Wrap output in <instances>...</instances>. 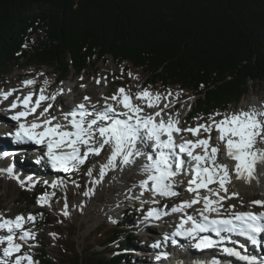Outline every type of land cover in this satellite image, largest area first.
I'll return each mask as SVG.
<instances>
[{
    "label": "snow or ice",
    "instance_id": "snow-or-ice-1",
    "mask_svg": "<svg viewBox=\"0 0 264 264\" xmlns=\"http://www.w3.org/2000/svg\"><path fill=\"white\" fill-rule=\"evenodd\" d=\"M99 82L97 80V83ZM22 83L24 87H28L34 85L36 81L29 79ZM44 83L47 85L48 81L45 80ZM16 91L17 89L0 91V96L6 100ZM63 92L64 89L61 88L56 93L46 94V88L41 87L38 95L30 91L22 99L16 96L9 105V110L21 108L10 117L11 120L18 122V126L14 132L7 134L13 142L44 145L45 156L51 168L64 173L79 171L82 166L91 162L92 157H98L102 152H106L107 156L104 162L99 164L98 171L96 164L87 167L86 175L92 178L93 185L100 184L109 171L123 169L143 159L140 171L144 178L139 181L141 195L147 191L153 197L179 196L176 189L183 183L179 177L191 173L192 178L187 181V191L194 194L193 198L182 201L172 207L171 211L183 213L185 209L202 202L203 207L198 210L200 219L197 220L195 216L185 213L176 231L167 238L177 243L174 239L176 236L191 237L195 241L193 247L197 250L221 246L226 241L231 242L233 234L246 238L254 245L260 243V237L264 235V211H234L222 215L220 209L224 200L239 195L236 191L228 195V186L233 179L251 183L264 176V104L259 107L249 106L247 110L241 109L231 113L216 112L210 114L205 123H198L196 127L181 128L180 113L177 112L173 117L165 111L170 106L168 103L161 106L167 97L159 92L153 93L147 88L133 94L121 87L111 97H104L105 103L99 108H97L99 101L92 103L91 98L85 96V102L76 105L71 111L53 114L50 112L53 109V102ZM167 95L172 96L173 93L169 91ZM179 95L180 93H176L177 97ZM109 100L112 102L109 103ZM45 102L47 106L42 107ZM41 107L42 110L38 112ZM145 107L157 110L146 112ZM30 116L33 119L29 122ZM217 116L222 118L217 120ZM213 129L219 133L216 137L218 143L215 145L210 143ZM185 131L192 133L197 139L177 142L176 134ZM201 133L208 135L201 138ZM198 148L201 149L200 152L196 151ZM7 155L9 153L0 152V156ZM218 156H224L233 163L230 165L222 162L218 160ZM0 171L14 175L13 167ZM94 171H97L96 176H93ZM212 184L216 185L215 189L209 187ZM51 187H57V182H52ZM201 189L206 190L208 194L202 196ZM93 193L94 188H89L84 195L89 196ZM50 195L54 196L55 193H44L37 202L41 205L48 204ZM152 203L159 205L160 200L154 199ZM250 203L264 208V200L256 199ZM67 207L65 203L63 210L65 216L69 215ZM212 213L216 216L213 217ZM162 215H167V212H162L160 208H151L146 219L158 220ZM35 220L36 216L31 213L27 217L17 215L14 219L4 218L0 214V229H5L8 233L0 237V243L6 244L0 250L2 251L0 264H38L32 255L19 254L23 245L16 242L17 237L25 242L35 239L36 234L24 228L25 223H34ZM189 222L191 227H185ZM201 233H214L218 239L200 235ZM51 235L55 237L56 234ZM153 247H159V242ZM222 251L248 264H255L256 257L242 255L234 247L223 246ZM167 255L166 252L160 253L156 260L167 258ZM5 258L12 259L9 261ZM192 264L222 262L212 258L210 261H193Z\"/></svg>",
    "mask_w": 264,
    "mask_h": 264
},
{
    "label": "trees",
    "instance_id": "trees-1",
    "mask_svg": "<svg viewBox=\"0 0 264 264\" xmlns=\"http://www.w3.org/2000/svg\"><path fill=\"white\" fill-rule=\"evenodd\" d=\"M109 58L140 68L146 84L190 90L192 116L226 110L264 86V0H0V76L46 66L65 80ZM111 229L101 245L124 234ZM38 251V264L123 259L88 250L57 262Z\"/></svg>",
    "mask_w": 264,
    "mask_h": 264
},
{
    "label": "rangeland",
    "instance_id": "rangeland-1",
    "mask_svg": "<svg viewBox=\"0 0 264 264\" xmlns=\"http://www.w3.org/2000/svg\"><path fill=\"white\" fill-rule=\"evenodd\" d=\"M97 68V72L94 73L92 70L79 74L71 71L65 81L58 83V75L52 68L46 66L40 68L34 66L16 67L5 76H0V91L17 89V91L13 93L11 99L5 101L2 107L0 106V116L3 114L2 108L5 107V109H7L8 105L12 103L16 96H20L22 99L23 96L30 91L38 95L41 87L46 88V94L56 93L61 88L64 89L63 94L56 98L55 102H53L55 105L53 109L50 110V112L56 115H58L59 107H67L66 105L71 104V100L69 99L71 93H68V87L74 90L79 100H82V102H85L84 97L87 96L93 98L92 101L95 103L97 101H99V103L103 102L104 97H106L105 94L107 97H111L113 94L117 93V90L121 87H123L126 92L130 91L133 94L147 88L153 93L159 92L167 97L162 101L161 106L165 103L169 105L175 102L178 103L179 106L176 105L177 111L175 114H172L174 117L177 112L185 115L189 108L195 103V97L190 90L181 89L177 85L163 87L160 84H146L147 77L145 73L140 68L133 67L128 63L124 62L117 65L109 58L106 62H99ZM129 73H131V75H129ZM29 79H33L36 83L39 82V84L41 83L42 85L35 86L34 84V87L33 85L28 86L30 88L24 87L22 82ZM45 80L49 82L50 87L45 86ZM97 80L100 82L97 83ZM169 91L173 93L172 96L167 95ZM176 93H180L179 97L176 96ZM1 98L3 97L0 96V99ZM137 102L142 103L141 101ZM262 104H264V86L262 84H253L251 85L249 93L245 94L238 104L227 110L214 111V113H231L239 111L242 108L248 109L251 105L259 107V105L261 106ZM145 110L146 112H153L157 109L145 107ZM191 112L193 111L191 110ZM208 117L209 116H204L203 119L195 118L190 121V124L187 122L186 124L183 123L185 124L183 128L196 127L198 123L207 122ZM221 118V116L216 117L217 120ZM0 119H2V116ZM199 120H203V122H199ZM2 125L4 124L0 122V137H4L9 142V137L1 130ZM187 133L190 132H183L184 135ZM205 134L207 135V133ZM106 156L107 153L102 152L100 156L92 157L91 162L86 166H82L77 174L63 176V183H58L55 188L51 187V185L49 186V183H46L44 193L51 194L54 192L55 195H50L49 203L42 206L37 201L44 193L37 192L36 196L33 197H31L30 193V197L21 198L20 191L26 189H21L20 186L13 182L8 172L0 171V214L4 217L14 216L16 214H22L27 217L29 213L36 216V224L33 222L26 223V229L36 234L35 239L27 240L30 249L22 248L20 254L28 253L32 255L34 261L38 262V249H41L47 253L49 258L58 262L65 254L69 256H73L74 254H85L88 250L103 253L111 252L118 246L119 240L123 241L126 239L127 234L124 233L121 234V236L119 235L120 238L118 240L107 246H103L101 243L106 239V232L118 225L120 230H132V233L134 231L135 235L138 236L136 239H130V245L117 253L118 256L124 257L125 255L127 258V261L122 259L120 264H127L126 262H128V264L141 263L139 260L141 256H137L136 252H133V250H135L133 248L135 245H141V240L146 238L144 235L149 232V228H147V230L141 229L139 225L135 223L137 220L135 219V215L139 210L137 207L132 208L134 205L143 203L135 199L136 197H139V199H143L144 197V195L138 192L140 190L138 180L140 174L137 172V169L139 168L135 166L134 169H128L122 174L120 177L123 180L122 187L116 185L114 182L108 181L107 175L100 184L93 185L92 178L86 175L87 167L96 164L98 171L99 164L104 162ZM27 161L33 163L29 158H27ZM15 165L19 168V171L14 173L21 176L25 164L22 162L18 164V159L16 158ZM6 168H8V164L3 163V160L0 158V169ZM37 169L38 168H35V171ZM97 171L93 172V176L97 175ZM23 174L25 175V173ZM25 183L28 185L34 184L32 180L24 181V185L26 186ZM181 186H184V184H179L177 188H181ZM244 187L240 195L233 199L232 203L234 205L241 207L246 205V207H249L247 204L249 205L250 201L255 198H264V193L255 187H251L249 184ZM89 188H94V193L85 196L84 192L88 191ZM179 193L182 192L180 191ZM148 194L149 195L145 196L144 202L152 204L151 200L153 197L150 192ZM181 196L180 194L179 197L181 198ZM179 197L177 196V198ZM116 199L117 201H115ZM163 199L166 201V199L169 198H162L161 200ZM172 202L174 203V201H169L168 205H171ZM65 203L68 205V216L63 215ZM126 205L132 210L128 214L123 213L121 210ZM226 206L229 208L228 204ZM168 208H170V206H168ZM117 220L119 221L117 222ZM51 233H55V237L52 236ZM150 233L151 235H156L154 232ZM140 248H142V246H140ZM2 249L3 248H0V250ZM134 256L137 257L138 262H136L137 260L135 258V261L133 260ZM0 257H2V251H0ZM5 259L11 261L12 258Z\"/></svg>",
    "mask_w": 264,
    "mask_h": 264
},
{
    "label": "bare ground",
    "instance_id": "bare-ground-1",
    "mask_svg": "<svg viewBox=\"0 0 264 264\" xmlns=\"http://www.w3.org/2000/svg\"><path fill=\"white\" fill-rule=\"evenodd\" d=\"M40 78V77H39ZM38 81V80H37ZM39 85H42L41 83L39 84V82H37V83H35V86H39ZM46 87H50V85H49V82H48V84L47 85H45ZM33 87H34V85H33ZM23 88V87H22ZM28 88H30V87H28ZM36 88V87H35ZM24 89V88H23ZM23 89H21V90H23ZM37 94V93H36ZM59 96V95H58ZM57 96V97H58ZM33 99H35V97H33ZM45 103H47V102H45ZM251 106H253V105H251ZM260 106V105H259ZM243 109V108H242ZM243 110H247V109H243ZM166 112H167V110H165ZM168 114H170V115H172V113H169V112H167ZM174 117V116H173ZM0 118H1V116H0ZM180 121H181V124H182V120L180 119ZM180 124V125H181ZM201 138H205L204 136H202L201 135ZM195 139H197V137L196 136H194L193 137V139L192 140H195ZM218 142V141H217ZM210 143L212 144V140L210 141ZM11 148H12V146H11V144H10V142H8V140H6L4 137H0V152H7V153H9V155H7V156H0V158L3 160V163H6V164H8V167H13V172H16L17 173V171H19V168L15 165V159L17 158V155L15 154V153H13L12 151H11ZM222 149V151H223V148H221ZM201 150V149H200ZM221 157V161L222 162H226V163H229L230 165L233 163L232 161H230V160H228L226 157H224V156H220ZM18 159V158H17ZM19 162H21L19 159H18V164H19ZM144 161H139L137 164H133V165H130V166H125L123 169H115V170H112V171H109L108 172V174H107V180L108 181H111V182H114V183H116V185H119V186H123V180L120 178L121 176H122V174L126 171V170H128V169H134V167L135 166H137L139 169H137V172L140 174V178L138 179L139 181L141 180V179H143L144 178V175L141 173V171H140V164H142ZM24 164V163H23ZM259 170V169H258ZM23 173H25V175L22 173V175L21 176H23L22 178H35V179H39V178H42V177H44V175L42 174V172H38V174H36V177H32V175H28L25 171H22ZM106 178V177H105ZM46 179H48L50 182H52L53 181V177H49V178H46ZM179 179H181L182 181H183V183L184 182H186L187 183V181L188 180H190V179H185L183 176H181V177H179ZM55 181H60V179L59 178H56L55 179ZM250 185L251 187H255L256 189H258V190H260L261 192H263L264 193V176H260L259 178H258V180H254V181H252L251 183H247V182H245V181H243V180H236V179H233V181H232V183L228 186L229 187V193H228V195L230 196V194H231V192L232 191H236V192H238V193H241L242 192V190H243V188H245L244 186H246V185ZM250 187V188H251ZM183 192H185V196L186 197H188V195H190V194H192L191 192H189V191H187V188H186V190H182ZM151 194V193H150ZM221 195H224V193H221ZM152 196V195H151ZM117 197V196H116ZM153 197V196H152ZM179 197V196H178ZM232 198L233 197H231V198H229V199H226V200H224L223 202H225V201H230V200H232ZM119 199H121V198H119ZM154 199H159V200H161L162 198H160V197H153V199L152 200H154ZM152 200H151V203H152ZM260 200H264V198H261ZM115 201H117V199L115 200ZM163 201H165V199H163ZM222 202V203H223ZM172 204H173V202H172ZM171 204V205H172ZM249 205H252L251 203H249ZM150 208H159L158 206H157V204H153L152 203V205H151V207ZM238 209L240 208V207H237ZM161 209V208H160ZM261 209H264V208H261ZM162 211V210H161ZM140 219H141V217H140ZM140 233H142V232H140ZM158 239H162L161 238V236H159V238ZM161 242L163 241V240H160ZM140 246H142V248L144 247L142 244L141 245H135L134 246V248L133 249H135V250H133V252L134 251H136V250H140L141 248H140ZM164 247H166V246H164ZM167 251H169V248L167 247ZM176 250V248L175 247H173V251H175ZM204 254H209V253H204ZM203 254V255H204ZM179 254L177 253V254H175V253H172V258H173V260L172 261H162L161 259L160 260H158L159 262H160V264H177V263H179V262H181L180 261V259L179 260H175V258L178 256ZM192 256H194V255H191V256H189V257H186V261L188 260V259H191L192 258ZM213 257L211 254L210 255H208V257ZM136 259V258H135ZM135 259H134V261H135ZM182 259V258H181ZM185 261V262H186ZM237 261H238V264H248V262H246V261H243V260H239V259H237ZM255 264H263V259H261V260H259L258 262H256Z\"/></svg>",
    "mask_w": 264,
    "mask_h": 264
},
{
    "label": "water",
    "instance_id": "water-1",
    "mask_svg": "<svg viewBox=\"0 0 264 264\" xmlns=\"http://www.w3.org/2000/svg\"><path fill=\"white\" fill-rule=\"evenodd\" d=\"M13 182H15L18 186H19V184H18V182H17V180L16 179H13Z\"/></svg>",
    "mask_w": 264,
    "mask_h": 264
}]
</instances>
